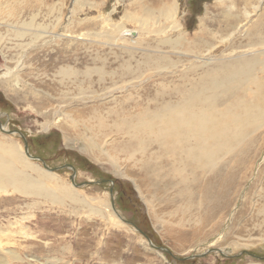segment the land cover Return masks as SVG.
<instances>
[{
	"label": "rangeland",
	"instance_id": "obj_1",
	"mask_svg": "<svg viewBox=\"0 0 264 264\" xmlns=\"http://www.w3.org/2000/svg\"><path fill=\"white\" fill-rule=\"evenodd\" d=\"M170 1H0V9L17 20L33 17L40 33L26 34V46L16 50L6 26H0V123L4 130L25 136L32 156L51 168L64 167L49 171L41 160L28 157L18 133L0 130V139L19 147L28 162L23 167L28 175L36 179L40 173L49 174V186H68L75 196L59 202L46 194L0 190V264H264V123L230 154L228 162L214 167L209 178L181 186L190 189L182 191L190 203L177 197V179L168 170L160 171L155 180L149 178L147 167L158 169L164 159L152 163L142 153L133 154L124 130L109 126L118 116L130 115L135 103L152 101L157 89H171L180 70L190 63L188 58L199 60L185 56L188 44L182 41L177 54L163 47L171 51L168 59L177 62L176 68L149 67L142 61L145 51L131 36L142 7L158 9ZM176 1L178 21L189 29L190 40L200 33L203 18L213 29L222 12L233 19L261 4L251 23L230 41H213L211 54L219 60L249 53L245 45L257 29L264 34V0ZM240 18H245L243 13ZM126 29L131 30L127 41L118 33L119 40L93 35L114 30L122 35ZM213 30L219 38L218 30ZM172 31L175 37L177 29ZM155 37L143 39L154 42ZM261 50L264 45L253 49ZM63 69L71 72L66 75ZM99 117H105L103 124ZM68 164L75 167L76 184L91 182L73 185ZM192 176L188 178L192 183L204 178ZM101 179L106 181L97 182ZM171 179L173 186L168 184ZM110 181L116 210L125 221L111 207ZM192 218L200 220L194 223Z\"/></svg>",
	"mask_w": 264,
	"mask_h": 264
},
{
	"label": "bare ground",
	"instance_id": "obj_2",
	"mask_svg": "<svg viewBox=\"0 0 264 264\" xmlns=\"http://www.w3.org/2000/svg\"><path fill=\"white\" fill-rule=\"evenodd\" d=\"M166 2L158 9L142 7L143 13L140 14L139 19L137 18L139 20L137 32L136 30L131 31L126 29L122 30V35L120 34V30L93 35L107 38L114 37V40L123 38V41H125L126 36L131 31V36L132 34L133 36L135 35L133 39L135 43L145 51L142 61L149 67L163 66L169 69L176 68L177 62L171 61L169 54L171 51H177V54L179 52L177 48L182 41L188 44L186 45L185 56L199 59L198 61H191V58L187 59L190 63L185 64L180 70L181 73L178 76V81H176L171 89L166 90L162 86L163 88L157 89L152 101L145 104L135 103L130 115L124 113L122 116H118L119 119L109 124V126L115 125L119 129L124 130V133H122L128 136V140L126 139L125 142L130 146L128 151L130 149L133 154L139 153V155L142 153L143 158L151 160L152 163L155 159H164L163 164L158 169L151 165L147 167L149 178L155 176L152 179L155 180L159 176L160 171L168 170L177 179V188L179 190L177 197L186 203H190L192 200L186 201V196L182 195V191L185 192L190 189L181 188V186L187 185L191 187V185L196 183H202L211 174V171L215 169L214 167L218 166L220 162L223 164L228 162L230 154H233L232 152L238 147L240 148V145L248 136L264 123V50L255 53L253 51L254 48L264 45L263 32L257 29L252 39L247 42L245 46L249 47V53H238L226 60L224 58H220L219 60V58L211 54V50L215 46L213 41H230V38L238 33L244 24L251 21L252 13L254 11L257 12L261 4L253 6V12L250 10L251 13H248L249 10H244V12L237 14L233 19L222 12L221 16L215 19L217 25L213 28L218 30L217 32L220 34L219 38L214 34V30L208 27L209 24L204 23V21L207 22V18L206 20L203 18L201 20L202 29L200 33L193 34L194 36L190 40L186 37L187 30L189 29L185 24L183 25L178 21V2L176 0ZM4 12L0 9V26H6L5 32L9 37V41L15 44L16 50L26 46L27 43L23 41L26 34L30 33L33 37L39 36L40 33L34 29L37 25L33 17L28 21H20L17 20L15 15L12 16L10 12ZM242 13L244 14V19L240 18ZM8 17L12 20L7 21ZM59 19L61 20L62 18ZM155 19H158V21L152 24L151 21ZM228 19H231L235 23H231ZM173 29H177L175 37H173ZM116 33H118L119 38L115 36ZM148 36H156L157 38H153L154 42H148L146 39H143V37L146 38ZM164 46L171 51H165L163 49ZM70 72V69H63V73L66 75ZM87 73L89 72L87 71ZM102 73L104 75V71ZM99 118L100 124H103L105 117ZM13 145L0 139V190L12 188L26 194H46L51 196L54 201L59 202L65 197L75 200L70 187H57L59 184L56 185V188L49 186L47 184V181L51 178L49 174L40 173L38 170L40 173L39 178L35 179L28 175L23 169V167L26 168L28 166V162L19 147L17 148ZM240 152L241 150L238 154L242 153ZM234 158L237 159V156ZM198 174H201L199 178L204 177L203 180L195 183L188 180L189 176L193 175L192 177H194ZM174 183L173 179L168 181V184L171 186ZM206 191L205 195H207ZM201 197L205 199L202 195ZM209 201L211 200L209 199ZM209 201L208 203H210ZM196 204L203 206L201 202H197ZM186 206L191 207L192 203L186 204ZM199 220L195 221L192 218L194 223H198ZM1 233L2 231L0 230Z\"/></svg>",
	"mask_w": 264,
	"mask_h": 264
},
{
	"label": "water",
	"instance_id": "obj_3",
	"mask_svg": "<svg viewBox=\"0 0 264 264\" xmlns=\"http://www.w3.org/2000/svg\"><path fill=\"white\" fill-rule=\"evenodd\" d=\"M0 130L3 131V132H6V133H8V134L18 133V134L23 138V140H24V151H25V154H26L28 157L32 158V159H38V160H41V161L43 162V165L45 166V168H46L47 170H49V171H55V170H58V169L64 167V166H62V167H57V168H51V167H49V166L45 163V161L42 160L40 157L32 156V155L29 153L28 142H27L25 136H24L21 132H18V131H10V130L6 131V130H4L3 125H2L1 123H0ZM66 166H67L68 168H71V169L73 170V174H72V176H71V182L73 183V185L79 187V186H82V185H85V184H88V183L91 182V181H88V182H85V183H82V184H76V182H75V167H74L73 165H71V164H68V165H66ZM105 181H106L105 179H101V180H98L97 182H105ZM110 184H111V186H110L111 207H112V209L117 213L118 217H119L120 219L124 220V219L121 217V215L117 212L116 207H115L114 191H113V184H114V183H113V181H110ZM124 221H125V220H124ZM135 228H136L137 231H139V232H140V233L146 238V240L149 242V244L151 245V247H153V248L156 247L155 244H154V243L151 241V239L149 238V236H147V235H146L142 230H140L138 227H135ZM159 249L169 252L166 248H163V247H159ZM192 257H194V256H192Z\"/></svg>",
	"mask_w": 264,
	"mask_h": 264
}]
</instances>
